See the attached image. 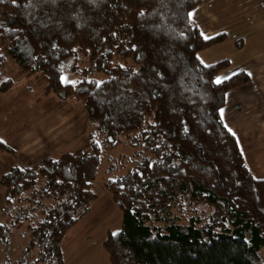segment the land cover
Returning a JSON list of instances; mask_svg holds the SVG:
<instances>
[{
  "label": "trees",
  "instance_id": "obj_1",
  "mask_svg": "<svg viewBox=\"0 0 264 264\" xmlns=\"http://www.w3.org/2000/svg\"><path fill=\"white\" fill-rule=\"evenodd\" d=\"M202 2L0 0V94L16 84L5 76L10 60L88 121L78 148L0 175V245L15 229L27 237L7 264H63L62 238L97 198L104 146L121 143L146 157L101 185L121 213L101 243L109 264H264V180L219 111L250 77L222 78L226 58L201 62L227 38L205 37L189 19ZM0 153L14 155L4 142Z\"/></svg>",
  "mask_w": 264,
  "mask_h": 264
},
{
  "label": "crops",
  "instance_id": "obj_2",
  "mask_svg": "<svg viewBox=\"0 0 264 264\" xmlns=\"http://www.w3.org/2000/svg\"><path fill=\"white\" fill-rule=\"evenodd\" d=\"M231 1L233 0H203L202 4L195 8L196 10L191 11L194 20L198 21L196 22L198 28L205 37L220 33L217 32L218 30L226 35L229 34L228 31L234 30L235 36H238L242 44L246 33L250 34L249 25L246 26L245 23L252 24L264 14V0H240L234 8L241 13L239 16L236 13L226 12V4L228 5ZM206 10H211L210 18L205 17ZM218 20L221 22H219V26H216ZM223 20H226V23L230 22L233 26H227V24L222 26L224 25ZM216 28H218L217 31H214ZM203 30L207 31V35ZM237 70L247 73L250 83L226 93L224 104L221 107L224 109V118L222 120L220 115V119L225 128L231 129L230 132L236 136L252 176L257 180H264V52L241 63L230 61L227 73L231 75ZM35 98L36 96L33 94L25 96L17 85L0 95V140L16 152L15 157L0 154V174L14 164L31 166L43 157L55 153L67 142L64 141L67 131L63 128L66 126L65 122H68V118L77 124L75 118L72 117V108L68 103H60L52 94L48 93L40 101L36 102ZM74 129L70 133H74L78 129L77 125ZM81 131L82 127L79 128L78 134ZM0 191L3 197V190ZM93 209L94 207L78 223L86 224ZM76 224L73 226V228L76 227V230H69L65 239V242L69 239V246L72 241L76 242L78 238H81L79 231L85 230L86 235L90 233L88 226H76ZM120 227L121 224L117 229L109 228L107 230L114 233L119 231ZM105 236L106 234L103 237L98 236V238L85 236L88 242L83 253H79V255L92 253L96 246L102 243ZM99 238L100 243L98 242ZM95 240L97 241L94 243ZM65 242L62 246H65ZM72 248L78 251L81 246L75 245ZM98 258L104 260L99 252ZM78 260L79 258L76 261Z\"/></svg>",
  "mask_w": 264,
  "mask_h": 264
},
{
  "label": "rangeland",
  "instance_id": "obj_3",
  "mask_svg": "<svg viewBox=\"0 0 264 264\" xmlns=\"http://www.w3.org/2000/svg\"><path fill=\"white\" fill-rule=\"evenodd\" d=\"M237 2L239 3L240 0L239 1L233 0L230 3H228V5L226 4V7H227L226 12L236 13L238 14L237 16L241 15V13H239L238 11L234 9ZM204 13H205V17L210 18L211 10H206ZM191 19L194 24L196 25L198 24L196 23L198 21L194 20L193 15ZM226 20H232V19H226ZM226 20L222 21V23L224 24L222 26H225V24H227V26H231L232 24L230 22L226 23ZM219 22L221 21L218 20V23H216V26H219L218 25ZM245 25L246 26L249 25L250 34L246 33V36L244 40H242L243 42L240 46H239L238 36L237 37L235 36L234 30L231 32L228 31L229 34L227 35V38L224 42L220 44H216L198 54L201 62L205 65H208L218 60L226 58L230 60L232 63H237V62L241 63L242 61H246L249 58L255 57L259 53L264 52V14L262 15L261 18H258V20L254 21L252 24H249L248 22V23H245ZM217 29L218 28L214 29V31L215 30L217 31ZM203 32L204 34L207 35V31L203 30ZM217 32H221V30H218ZM237 39L238 41H236ZM235 41L238 46L236 45ZM228 69L222 73L221 75L222 78L228 77L230 75L229 73H227ZM238 71L240 70H237V72ZM5 76L15 79L16 84L13 87H15L16 85L19 86L20 91H22V93H24L25 96L28 94H33V96L35 95L36 102L40 101L41 98H43L45 94L47 93L52 94L49 91L45 90L43 83L40 82L37 78L35 77L25 78L21 76L19 73L18 67L10 60L8 61L6 65ZM63 77L66 80V82L64 83L71 82L76 79V77L74 76L68 77L67 75H65ZM94 78L97 81H102L106 79L107 76L105 74H99V75H94ZM249 83H250V80L248 81V83L243 84L232 90L239 89L243 86L248 85ZM245 89H248V88H245ZM3 94H0V95H3ZM52 95L56 98L54 94ZM58 102L60 101L58 100ZM60 103H64V104L68 103V105L71 106L72 108L71 113H73L72 117L75 118L74 120H76L77 124H74V121H70V119L68 118L69 123L65 122L66 126L63 128V130L67 131V135L65 136V139H64V141H67V142L65 143L64 146L61 147V149H58V151H56L55 153L47 155L43 157L42 159L49 157V156H58L61 153L72 151L78 148V146L82 143L83 139L86 136L88 121H87L85 110L81 107L80 104L76 103L73 100H65ZM64 106L67 107V105H64ZM76 125L78 128L77 129L78 131L76 130L74 133H70L76 127ZM81 127H82V131L78 134L79 128L81 129ZM104 149H107L105 151L104 162L99 169L96 180L93 182L91 186V191L97 196L96 200L91 205L90 210L93 207L94 209L91 211L90 217L86 224L78 223L82 220V218L76 224V226H88V229H90L89 230L90 233L87 235L91 237L96 236L97 238L98 236L103 237V235L109 232L107 229L109 228L113 230L114 228L117 229L118 225L121 224V213L115 207L110 193L104 191L101 187L104 180L110 177L121 175L126 171V169H129V168L133 169L135 166H137V164L141 161V159L146 157L145 151L141 149V147H131L127 143H121L118 146L113 147V148L112 147L110 148L109 146L107 147V145H105ZM0 154H5V153H0ZM8 155H11V154H8ZM11 156L15 157L16 152L14 151V155H11ZM41 160H39L38 162H40ZM259 160L262 161L263 159H259ZM110 165H111V170L109 171L108 169ZM1 189L3 190V188L0 186V190ZM1 195H2V192L0 191V205L3 199ZM72 228L69 230L71 231L76 230V227H74L73 229ZM68 231L62 238V242H61V248H62V254H63V264H74V262H76V264H109V262L107 261V255L102 250L101 244H98L95 250L92 251V253L79 255V253H83L85 249V245L88 242V239H86L85 237L87 236L86 231L85 230L79 231V234H80L79 237L81 238H78L76 242L72 241L70 246L68 245L69 239H67V241L65 242L66 236L70 232ZM26 239L27 237L24 235L22 230H17V229L13 230L11 233L10 241L8 245L6 246L0 245V264H7L15 260L20 255V252L25 244ZM96 241L97 240H95L94 243ZM99 241L101 242L100 238L98 239V242ZM64 242H65V246L64 245L62 246ZM75 245L76 246L80 245L81 249L76 251L74 248H72ZM98 252L102 254L104 260L98 258ZM78 258L79 260L76 261ZM262 259L264 261V253L262 254Z\"/></svg>",
  "mask_w": 264,
  "mask_h": 264
},
{
  "label": "snow or ice",
  "instance_id": "obj_4",
  "mask_svg": "<svg viewBox=\"0 0 264 264\" xmlns=\"http://www.w3.org/2000/svg\"><path fill=\"white\" fill-rule=\"evenodd\" d=\"M13 3H15V0H13ZM141 14H143V13H141ZM192 13H189L188 14V17H189V19H191L192 18ZM233 75H235V73H233ZM229 77H225L224 79H228ZM61 82H66V80H65V78L64 77H61ZM214 83H217V84H219V83H221V79L220 78H217L215 81H214ZM220 111V115H221V119L223 120V118H224V109H220L219 110ZM229 131H231V129H229ZM234 134V133H233ZM3 141H0V143H2ZM116 235V233H113V236H115Z\"/></svg>",
  "mask_w": 264,
  "mask_h": 264
}]
</instances>
